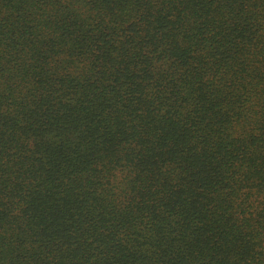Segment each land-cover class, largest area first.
I'll list each match as a JSON object with an SVG mask.
<instances>
[{"label": "trees", "instance_id": "trees-1", "mask_svg": "<svg viewBox=\"0 0 264 264\" xmlns=\"http://www.w3.org/2000/svg\"><path fill=\"white\" fill-rule=\"evenodd\" d=\"M0 264H264V0H0Z\"/></svg>", "mask_w": 264, "mask_h": 264}]
</instances>
